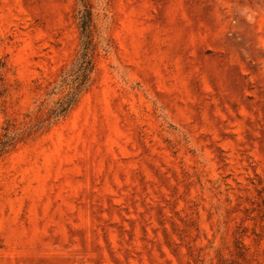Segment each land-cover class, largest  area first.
I'll use <instances>...</instances> for the list:
<instances>
[{"label": "rangeland", "instance_id": "obj_1", "mask_svg": "<svg viewBox=\"0 0 264 264\" xmlns=\"http://www.w3.org/2000/svg\"><path fill=\"white\" fill-rule=\"evenodd\" d=\"M87 3L54 121L81 3L0 0V264H264V0Z\"/></svg>", "mask_w": 264, "mask_h": 264}, {"label": "trees", "instance_id": "obj_2", "mask_svg": "<svg viewBox=\"0 0 264 264\" xmlns=\"http://www.w3.org/2000/svg\"><path fill=\"white\" fill-rule=\"evenodd\" d=\"M81 10L78 15L81 34V46L78 58L71 70L61 80L59 89L66 92L65 96L56 103L50 113V119L57 121L64 117L72 106L77 102L81 92L89 82L93 72V52L90 37L91 14L87 0H79ZM12 144L11 134L4 129L0 139V156L3 155Z\"/></svg>", "mask_w": 264, "mask_h": 264}]
</instances>
